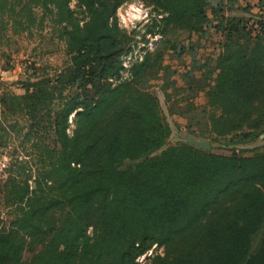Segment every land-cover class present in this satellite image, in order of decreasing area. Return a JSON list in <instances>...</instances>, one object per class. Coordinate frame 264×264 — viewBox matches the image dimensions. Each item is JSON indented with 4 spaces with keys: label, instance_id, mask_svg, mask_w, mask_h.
Listing matches in <instances>:
<instances>
[{
    "label": "trees",
    "instance_id": "obj_1",
    "mask_svg": "<svg viewBox=\"0 0 264 264\" xmlns=\"http://www.w3.org/2000/svg\"><path fill=\"white\" fill-rule=\"evenodd\" d=\"M126 1L0 0V37L47 19L65 54L0 94V146L14 131L26 156L0 173V264H264V148L178 141L149 156L171 133L151 88L162 76L166 96L203 92L199 137L237 145L264 131V18L232 13L243 0H143L154 16L142 35L161 38L124 65L139 32L118 23ZM210 38L217 53L197 56ZM184 54L183 70L165 61Z\"/></svg>",
    "mask_w": 264,
    "mask_h": 264
},
{
    "label": "rangeland",
    "instance_id": "obj_2",
    "mask_svg": "<svg viewBox=\"0 0 264 264\" xmlns=\"http://www.w3.org/2000/svg\"><path fill=\"white\" fill-rule=\"evenodd\" d=\"M75 0H72L71 4ZM243 5L248 6V10L238 8L232 13L244 14L251 20H259L264 18V12L261 11L257 6H253L254 0H243ZM118 23L120 26L125 27L127 30L138 29L139 32L135 34V45L132 55L124 58L126 64L130 60L140 57L143 52V46L152 49L157 44L161 35L146 34L142 35L148 24L153 21L154 10L151 5L146 4L143 0H127L123 2L116 11ZM57 29L55 25H52L49 20H45L42 26L32 25L29 29L14 32L11 25L6 28L4 33L0 37V94L4 91L8 92H20L21 80L33 79L34 77L41 76L45 73L50 74L52 70L59 66L64 57V43L57 35ZM188 32L185 30H178L172 35L173 38L180 40L181 42H187ZM193 36L192 38H194ZM144 38L146 40H144ZM217 39H208L201 41V47L198 50L197 56L209 57L214 56L218 48L216 47ZM189 55L184 54L183 60L176 58H168L166 56L165 61L170 62L172 66H175L179 71L183 70L184 63H189ZM35 69H33V67ZM33 74H30L32 73ZM198 75V72L196 71ZM33 75V76H32ZM177 84L183 85L182 79L180 80L178 74L176 75ZM166 80L164 76L162 78H156L152 81V89L156 92L159 97L160 104L163 111L170 123L171 133L167 140L155 148L149 156L160 154L170 144L178 141L192 142L194 140H209L204 139L196 135L202 131L201 124H195L199 117L200 106L205 103V96L202 91H199L196 95L189 97L187 92L183 89H169L168 96H166L162 90L161 83ZM194 83V82H193ZM196 85V83H195ZM191 102H194L198 107L193 108ZM173 110H184L185 113H173ZM192 122L195 134L190 132L188 127L185 125L188 122ZM14 131H11L10 137L8 138L6 145L0 146V173L4 176L6 169L9 164L13 161H18L24 156V150L20 143V138L15 135ZM221 139V140H220ZM219 140H212L210 142V148L217 152H230L231 147L235 146L238 148H245L244 153H252L256 149L264 148V131L259 134L251 142L240 143L237 145L228 144L223 138ZM125 159L121 166L125 167L133 164L135 161L142 159ZM3 194L0 193V214L3 218L7 217L6 209L2 205ZM6 223V222H5ZM162 247L153 245L144 254L138 257V260L142 263L148 262V256L159 252Z\"/></svg>",
    "mask_w": 264,
    "mask_h": 264
},
{
    "label": "water",
    "instance_id": "obj_3",
    "mask_svg": "<svg viewBox=\"0 0 264 264\" xmlns=\"http://www.w3.org/2000/svg\"><path fill=\"white\" fill-rule=\"evenodd\" d=\"M192 143L209 148L210 146V142L209 140H194L192 141Z\"/></svg>",
    "mask_w": 264,
    "mask_h": 264
},
{
    "label": "built area",
    "instance_id": "obj_4",
    "mask_svg": "<svg viewBox=\"0 0 264 264\" xmlns=\"http://www.w3.org/2000/svg\"><path fill=\"white\" fill-rule=\"evenodd\" d=\"M127 56H129V55H125V56L123 57V63H124V65H127V64L124 62V58L127 57Z\"/></svg>",
    "mask_w": 264,
    "mask_h": 264
}]
</instances>
